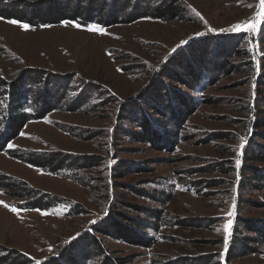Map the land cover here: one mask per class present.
Returning <instances> with one entry per match:
<instances>
[{"label": "rangeland", "instance_id": "1", "mask_svg": "<svg viewBox=\"0 0 264 264\" xmlns=\"http://www.w3.org/2000/svg\"><path fill=\"white\" fill-rule=\"evenodd\" d=\"M93 1L99 6L106 2L107 11L121 2ZM145 1L156 6L168 0ZM170 1L181 9L174 18L141 16L103 27L107 34L89 31L88 25L75 27L73 22L30 25L24 30L0 19V78H36L35 74L47 72L52 81L74 78L68 85L69 96L84 93L78 109L60 106L61 110H52L42 119L26 122L21 131L25 135L10 142L12 153L0 151V175L16 183L15 188L0 187V201L14 206L12 202L29 200L30 193L38 199L49 195L69 200L47 209L16 207V213L0 204V257L13 254L14 259L26 258L21 264L41 263L72 247L108 211H122L154 222L144 229L152 236L149 247L107 237L108 249L127 264L151 260L264 264V238L237 224L238 218L252 221V226L264 222V188L251 181L248 169H264L263 162L250 160L255 144L264 147V122H260L264 119V33L228 30L253 17L259 0ZM79 2L9 0L6 4L24 3L28 12L38 8L41 13V5L58 11ZM238 32L245 37L234 39ZM233 45L237 52L232 49L228 54L225 49ZM213 58L228 59L227 71L211 76L207 70ZM180 62L200 73L192 87L168 76L167 72L185 71ZM170 91L182 93L188 101L189 113L178 125L154 107L155 103L164 111L163 98L170 97ZM172 100L168 98L176 106L179 100ZM138 104L159 132L170 130L171 135L166 132L169 146L139 138V117L133 112L139 110ZM165 122L166 126L160 125ZM241 137L245 138L242 150ZM237 151L242 152L239 168ZM27 154H48L51 160V156L70 155L94 162L83 160L71 171L58 164L55 169L71 173L75 179L71 180L21 159ZM233 198L235 215L228 217ZM155 212L160 220L152 217ZM229 219L233 223L225 247L224 225ZM70 237L75 239L65 243ZM237 238L245 243L232 241Z\"/></svg>", "mask_w": 264, "mask_h": 264}, {"label": "trees", "instance_id": "2", "mask_svg": "<svg viewBox=\"0 0 264 264\" xmlns=\"http://www.w3.org/2000/svg\"><path fill=\"white\" fill-rule=\"evenodd\" d=\"M79 1V5L78 3L75 5L73 4L70 5L69 8L66 7L63 10L58 11L47 10L46 6L43 8V5H41V13H38V8H36L33 12H28V8L24 6V3L11 6L10 4H6V2H9V0H4V2H0V17L6 20H17L21 23H27L29 25H51L55 23H62V21H69L78 23L82 26L97 24L101 27H108L112 24H118L120 22H130L131 20H136L141 16L171 19L181 12L179 11L181 10L180 8L176 10V5L178 3L171 2L170 0L164 3H157L156 6L148 3L145 0H141L139 6L136 5L139 4L140 0H120L121 2L118 5L116 4V6L113 4L112 9L109 11L106 10V2L99 6L98 1ZM53 7L55 8V4H53ZM108 20L110 21V24H106ZM262 30H264V22L261 23L258 32L264 33ZM257 35L259 34L257 33ZM232 37L236 40H241V38L245 37V34L243 32H238L237 34L232 35ZM234 47L235 45H233L230 49H225V51L230 54L233 49V52L236 53L238 49H234ZM227 61L228 59L218 62V60H214L213 58V61H211V68H209L207 72L211 76H217L219 72H226L228 68ZM180 63L181 66L184 67L185 71H181L180 73L167 72L168 76L172 78L175 77V79L181 84L192 87L193 84H196V82L200 79V73H198V71L192 65H183L182 62ZM35 75H37L36 78H25L23 76L21 79L16 77L11 81L0 78V101L3 102L0 103V151L12 153V151L8 149V144L21 133L26 122L42 119L52 110H61L60 106H63L64 109L69 111L79 108L84 93H79L77 96L71 97L69 96L70 93L68 92V85L74 78H69L65 81H52L47 78V72L38 73ZM186 77H189V79ZM166 86H169V84L166 83ZM174 92L175 91H170L169 96L173 100L175 97H177V100L179 101L175 103L176 106L168 102V98L170 97L163 98V96H161L165 102V104H162L161 106L165 107L167 104V108L162 111L155 103L154 107L158 114L164 115L166 118L171 115L173 117V125H178L181 121L186 119V116L189 112L187 111L188 108L185 102L186 98L182 96V93L175 94ZM56 95L58 96L56 97ZM66 96L68 99L63 101ZM173 100L171 101L172 103ZM152 101H155V99ZM140 106L141 105L138 104L139 110H135L133 108V112L137 113L139 117L138 125L141 128L139 138H141L142 141H147L151 144L161 143L164 146H169L171 141L168 139L167 133L171 135L169 132L170 130H166L167 133L159 132L158 128L153 127V124L149 120V114L147 115V112L140 113ZM29 108L31 111L26 110ZM260 122H264V119H262ZM160 125L166 126L167 124L165 122L164 124ZM255 145V151L258 152L255 154L256 152L254 151L250 160L258 163H264V147L260 144ZM47 156L48 154L38 156L27 154L25 158H23V156L20 157L21 159L27 160L28 163L34 167H40L52 174L55 172L60 176L64 175L66 178L71 180H75L71 177L73 176L71 173L70 176L60 173L59 170L55 169V167L60 164L61 169H69L71 171L74 168H78L80 165L82 166V162L88 161V158L74 160L75 157L73 158L70 155H57L55 157L51 156L52 160L47 158ZM89 162L90 161L87 163L92 164L94 161L90 163ZM254 167L256 166H249L248 168L249 173L251 174L250 179L251 181L257 182V187L264 188V169ZM8 179V177L0 175L1 188L9 189L16 187V183L9 182ZM10 196L15 197L20 195H18V193L15 194L14 192H10ZM27 198L29 200H22L14 203L12 202V205L19 209L24 207L47 209L50 205L60 202H69V200L59 201L56 199V197L49 195L38 199V196L32 193L28 194ZM77 209L78 208H76L75 205L73 210ZM152 217H154V220H160V214L158 212H155ZM122 221H126L127 223ZM250 222L252 221L240 218L237 220V224L239 226L242 225L250 230L253 229L258 234V236L264 238V222L260 221L259 224L255 226L250 225ZM153 224L154 222H143L139 218L129 216L127 213L122 211H108L102 220L92 225L91 230L84 231V233L78 239L74 240L72 247L69 246V249L67 248L61 255L56 254V257L53 256V258L44 259L40 264H127V261H125L123 257L114 255V253L108 249V243L106 241L107 237H116L131 245L149 247L152 244V236H148L144 229L146 227L153 226ZM104 237H106V239ZM232 241L238 244L245 243L243 240H241V238H237V240L232 239ZM234 243H231V246H234ZM21 260L22 263L24 261L26 262L25 257L21 256L18 259H14V255L11 254L8 257H0V264H21ZM176 263L178 262H159L156 260H151L146 264Z\"/></svg>", "mask_w": 264, "mask_h": 264}, {"label": "snow or ice", "instance_id": "3", "mask_svg": "<svg viewBox=\"0 0 264 264\" xmlns=\"http://www.w3.org/2000/svg\"><path fill=\"white\" fill-rule=\"evenodd\" d=\"M249 7H252V5H249ZM257 11L254 13L253 17H251L249 20H246L244 22L238 23L236 25H233L230 27L231 31H246V32H251V33H256L258 29H260V25H261V21L262 19H264V0H259V2L255 5ZM197 15H199V13H197ZM0 19H2V17H0ZM9 23H13V24H19L20 27L24 30H29L30 29V25L27 23H21L20 21L17 20H10L8 21ZM62 23L64 25H67L69 23V21H62ZM75 27H80L81 25L78 23L73 22ZM41 27H49V25H41ZM88 30L89 31H96L99 32L101 34H107L105 32V29L103 27H100L97 24H91L88 25ZM210 31H216L215 29H209ZM220 31H225L224 29H221ZM264 31V30H262ZM196 35H202V33H196ZM186 43V41H181L180 44H184ZM177 47H179V45H177ZM255 47V46H253ZM175 49H173L174 51ZM253 59H255V57H253ZM0 103H3L2 101H0ZM27 111H31V109H26ZM21 136H24L25 133L21 132L20 133ZM245 146V138L241 137V142L239 144V149L242 150ZM9 148H13L14 146L9 143L8 144ZM242 152L241 151H237V159H236V166L237 168H239L240 166V159L239 157L241 156ZM0 204H3L6 208H9L12 212L16 213L18 212V209L15 206H10L6 203H4L3 201H0ZM235 209V198H233V205L232 208H230V210L227 213L228 217H233L235 215L234 212ZM40 211V210H37ZM42 214H47V213H42ZM93 223H95V221H93ZM233 221L231 219L228 220V222L224 225V231H225V238H224V243H225V247H227L228 242H229V236H230V229L232 226ZM217 231H219V229H217ZM77 235H79V233H77ZM71 239H75V237H70L69 241H66L65 243L70 242ZM36 264H40V261H36Z\"/></svg>", "mask_w": 264, "mask_h": 264}]
</instances>
